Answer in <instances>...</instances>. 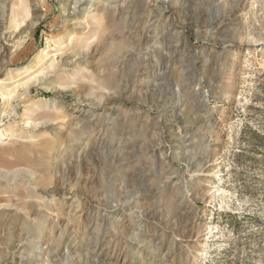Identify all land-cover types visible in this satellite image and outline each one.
<instances>
[{
    "label": "rangeland",
    "instance_id": "1",
    "mask_svg": "<svg viewBox=\"0 0 264 264\" xmlns=\"http://www.w3.org/2000/svg\"><path fill=\"white\" fill-rule=\"evenodd\" d=\"M20 1L0 264H264V0Z\"/></svg>",
    "mask_w": 264,
    "mask_h": 264
},
{
    "label": "bare ground",
    "instance_id": "2",
    "mask_svg": "<svg viewBox=\"0 0 264 264\" xmlns=\"http://www.w3.org/2000/svg\"><path fill=\"white\" fill-rule=\"evenodd\" d=\"M78 1V0H76ZM75 1V3H76ZM80 1V0H79ZM78 1V2H79ZM84 1V0H83ZM82 1V2H83ZM81 1L76 5L75 3V13L78 12V13H81L83 12V6H84V3H82ZM88 2V1H87ZM86 2V3H87ZM92 2V1H91ZM96 2V1H95ZM105 2V1H104ZM82 3V4H81ZM89 3V2H88ZM93 5V4H92ZM111 5V4H110ZM95 6V4L93 6L90 5V7L88 8V10L86 11V13L89 15L90 13L93 12V7ZM81 7H83L81 9ZM3 9H4V14H3V21L1 23V25H3L6 29H9V30H17L18 28V25L19 24H23L25 21H26V14H27V9H26V3L23 1H20V4L17 8H14L12 11H11V14H10V18L7 20V11H6V7L3 6ZM74 10V9H73ZM73 14V13H72ZM75 15V14H74ZM85 15V14H84ZM86 16V15H85ZM8 21V22H7ZM36 25V20H31L30 23L27 25V28L29 27H34ZM25 31V30H24ZM23 31V32H24ZM1 33V31H0ZM5 34H2L1 35V38H0V49L4 52H8L9 51V48L7 47L6 43L4 42L5 40ZM9 41V40H8ZM8 44V43H7ZM85 54V53H84ZM86 55V54H85ZM81 57V56H80ZM77 59V58H75ZM82 59V58H81ZM139 59V58H138ZM84 60V59H83ZM88 108V107H87ZM87 110V109H86ZM90 110V109H89ZM93 111V110H92ZM92 115V114H91ZM93 124V123H92ZM12 137V136H11ZM232 170V167L228 166V168L226 169V172H229ZM41 240V239H40ZM20 243V242H19ZM18 243V244H19ZM21 244V243H20ZM42 249V248H41ZM43 253V252H42ZM41 254V253H40Z\"/></svg>",
    "mask_w": 264,
    "mask_h": 264
}]
</instances>
